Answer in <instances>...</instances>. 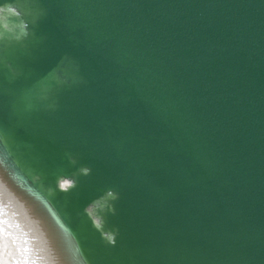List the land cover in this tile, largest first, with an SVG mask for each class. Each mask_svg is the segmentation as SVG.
I'll list each match as a JSON object with an SVG mask.
<instances>
[{
  "label": "water",
  "instance_id": "95a60500",
  "mask_svg": "<svg viewBox=\"0 0 264 264\" xmlns=\"http://www.w3.org/2000/svg\"><path fill=\"white\" fill-rule=\"evenodd\" d=\"M0 196L44 264H264V0H0Z\"/></svg>",
  "mask_w": 264,
  "mask_h": 264
},
{
  "label": "bare ground",
  "instance_id": "6f19581e",
  "mask_svg": "<svg viewBox=\"0 0 264 264\" xmlns=\"http://www.w3.org/2000/svg\"><path fill=\"white\" fill-rule=\"evenodd\" d=\"M0 264H44L35 255L36 245L26 233L6 199L0 196Z\"/></svg>",
  "mask_w": 264,
  "mask_h": 264
},
{
  "label": "clouds",
  "instance_id": "9594fccd",
  "mask_svg": "<svg viewBox=\"0 0 264 264\" xmlns=\"http://www.w3.org/2000/svg\"><path fill=\"white\" fill-rule=\"evenodd\" d=\"M83 172L85 174H88L90 172V169L85 168V169H83ZM108 239H109V242L110 243H113V244L115 243V240H114V237L113 236L108 237Z\"/></svg>",
  "mask_w": 264,
  "mask_h": 264
}]
</instances>
